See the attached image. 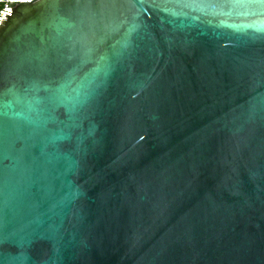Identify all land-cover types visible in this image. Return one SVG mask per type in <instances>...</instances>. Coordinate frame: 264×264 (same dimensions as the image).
<instances>
[{"label":"water","instance_id":"1","mask_svg":"<svg viewBox=\"0 0 264 264\" xmlns=\"http://www.w3.org/2000/svg\"><path fill=\"white\" fill-rule=\"evenodd\" d=\"M12 10L0 264H264V0Z\"/></svg>","mask_w":264,"mask_h":264},{"label":"built area","instance_id":"2","mask_svg":"<svg viewBox=\"0 0 264 264\" xmlns=\"http://www.w3.org/2000/svg\"><path fill=\"white\" fill-rule=\"evenodd\" d=\"M23 1L31 2L34 0H0V27L6 22L8 14L12 15V7L22 3Z\"/></svg>","mask_w":264,"mask_h":264}]
</instances>
